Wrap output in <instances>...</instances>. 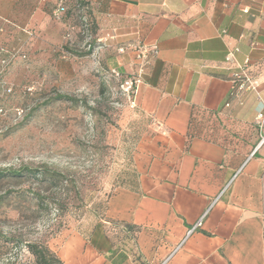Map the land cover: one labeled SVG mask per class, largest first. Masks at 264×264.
I'll list each match as a JSON object with an SVG mask.
<instances>
[{"label": "crops", "instance_id": "crops-1", "mask_svg": "<svg viewBox=\"0 0 264 264\" xmlns=\"http://www.w3.org/2000/svg\"><path fill=\"white\" fill-rule=\"evenodd\" d=\"M91 2L101 53L139 76L133 105L154 129L137 145L134 184L106 202L123 242L115 264H264V145L254 150L264 0ZM41 3L0 0V36H58ZM140 46L149 49L144 63ZM245 59L258 85L230 97ZM108 233L104 225L86 240L72 233L56 253L64 264H114Z\"/></svg>", "mask_w": 264, "mask_h": 264}, {"label": "rangeland", "instance_id": "rangeland-1", "mask_svg": "<svg viewBox=\"0 0 264 264\" xmlns=\"http://www.w3.org/2000/svg\"><path fill=\"white\" fill-rule=\"evenodd\" d=\"M41 2L58 36H0V169L36 171L0 176V264H38L29 244L64 264L56 249L67 237L86 240L103 225L115 264L123 242L106 202L134 184L137 145L153 124L101 53L91 0H63L62 21L53 0Z\"/></svg>", "mask_w": 264, "mask_h": 264}, {"label": "built area", "instance_id": "built-area-1", "mask_svg": "<svg viewBox=\"0 0 264 264\" xmlns=\"http://www.w3.org/2000/svg\"><path fill=\"white\" fill-rule=\"evenodd\" d=\"M63 12H64V7L61 4V1L59 0L57 6L54 7L51 11L52 17L55 19H60ZM126 46L128 47L129 44L120 45L118 47V50L123 51ZM148 52H149L148 48L144 46H140L137 48L136 58L139 59L142 63H144ZM247 62H248V59H245L243 64L240 65L232 73V76L230 79V90H229L230 97H239L244 92H247L249 90H255L258 85L257 82L251 79V77L248 76L246 72ZM138 77L139 76L129 75V76L123 77L120 82V86L123 92L127 95L131 94V98H132L134 86L139 80ZM132 103H133V99H132ZM225 104L228 105L229 103L226 102ZM254 123L258 129V140L254 146V150H256L258 147L264 145V110L262 106L258 107L257 109L256 115L254 118Z\"/></svg>", "mask_w": 264, "mask_h": 264}, {"label": "trees", "instance_id": "trees-1", "mask_svg": "<svg viewBox=\"0 0 264 264\" xmlns=\"http://www.w3.org/2000/svg\"><path fill=\"white\" fill-rule=\"evenodd\" d=\"M53 1H54L53 2V7L50 9L51 17H52L51 11H52V9L54 7L57 6L59 0H53ZM60 1H61V4L63 5V0H60ZM63 7H64V12H63L61 18L59 19L61 21L64 19V16H65V13H66V8H65L64 5H63ZM121 73L123 74V77L131 75V74H125L123 72H121ZM9 173H11L12 176H20V175H22V173H26V174L33 173V174H35L36 171H31V170H28V169L27 170L5 171L3 169H0V176H7V175H9ZM112 223H114V222H112ZM29 249L32 252V254L35 256L36 261H37L38 264H62V262L58 258V256L55 253L49 251L46 248L40 249L34 244H29Z\"/></svg>", "mask_w": 264, "mask_h": 264}]
</instances>
